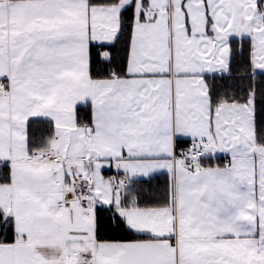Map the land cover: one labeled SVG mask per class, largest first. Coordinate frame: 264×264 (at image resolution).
<instances>
[{
	"label": "snow or ice",
	"instance_id": "snow-or-ice-1",
	"mask_svg": "<svg viewBox=\"0 0 264 264\" xmlns=\"http://www.w3.org/2000/svg\"><path fill=\"white\" fill-rule=\"evenodd\" d=\"M234 62L240 88L215 91ZM258 76L264 0H0V264H264ZM106 211L137 238L99 239Z\"/></svg>",
	"mask_w": 264,
	"mask_h": 264
},
{
	"label": "trees",
	"instance_id": "trees-1",
	"mask_svg": "<svg viewBox=\"0 0 264 264\" xmlns=\"http://www.w3.org/2000/svg\"><path fill=\"white\" fill-rule=\"evenodd\" d=\"M123 47L122 43L117 44V49ZM123 56L122 52H119L116 56L115 65H110L107 69L100 64H95L93 66V76L102 77L105 76L112 67L119 68L121 66V58ZM258 86L264 88V76H258ZM207 82L213 89L217 92H229L231 94V89H239L241 81L237 78L236 65L233 63V73L232 76H223L220 74L209 75ZM245 90L247 88V81H244ZM77 121L80 125L91 126V107L90 104L78 107L76 109ZM53 131V126L47 121H34L29 129L30 138L34 143L39 144L43 142ZM257 135H264V125L257 126ZM168 183V176L166 174H156L153 175L150 181L143 182H133L131 184V190L139 196L141 205L146 203H156L165 195V190ZM112 212L106 211L101 212L100 216L107 217L106 219H101V224L103 227L99 231V239L101 240H111V241H127L136 239V235L129 232L122 224H117L112 220Z\"/></svg>",
	"mask_w": 264,
	"mask_h": 264
},
{
	"label": "crops",
	"instance_id": "crops-1",
	"mask_svg": "<svg viewBox=\"0 0 264 264\" xmlns=\"http://www.w3.org/2000/svg\"><path fill=\"white\" fill-rule=\"evenodd\" d=\"M81 106H85V104L81 103V104H79L77 106V108L78 107H81ZM90 107H91V104H90ZM92 119H93V112H92V107H91V124H92ZM179 150L180 149H177V151H179ZM223 157L226 158V160L228 161L229 158L226 156V154H224V153H218L217 154V158L212 159L209 162H206L205 166H217V165H219V166L222 167L221 164H222V161H223ZM110 174L116 175L119 178H122L123 177V173L122 172L117 173V170L114 167L111 168V169L105 168V170L103 172V175L105 176V178H107V176H109ZM156 174H166V173H156ZM156 174H154V175H156ZM137 179H139V178H137ZM130 187H131V185H130Z\"/></svg>",
	"mask_w": 264,
	"mask_h": 264
},
{
	"label": "built area",
	"instance_id": "built-area-1",
	"mask_svg": "<svg viewBox=\"0 0 264 264\" xmlns=\"http://www.w3.org/2000/svg\"><path fill=\"white\" fill-rule=\"evenodd\" d=\"M212 159H208V160H205L204 161V164H206V162H209V161H211ZM228 161L226 160V158H224L223 157V161H222V167L227 163ZM109 177H115V178H117V179H120L118 176H116V175H113V174H110L109 176H107V178H109Z\"/></svg>",
	"mask_w": 264,
	"mask_h": 264
}]
</instances>
